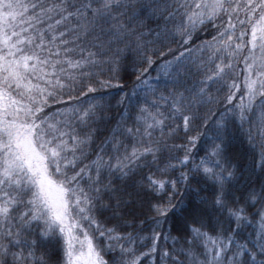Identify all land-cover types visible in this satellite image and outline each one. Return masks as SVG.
Masks as SVG:
<instances>
[{"label":"snow or ice","instance_id":"snow-or-ice-1","mask_svg":"<svg viewBox=\"0 0 264 264\" xmlns=\"http://www.w3.org/2000/svg\"><path fill=\"white\" fill-rule=\"evenodd\" d=\"M0 264H264V0H0Z\"/></svg>","mask_w":264,"mask_h":264}]
</instances>
